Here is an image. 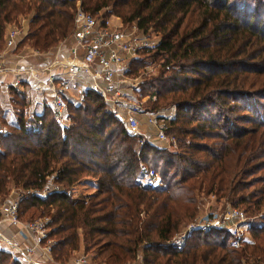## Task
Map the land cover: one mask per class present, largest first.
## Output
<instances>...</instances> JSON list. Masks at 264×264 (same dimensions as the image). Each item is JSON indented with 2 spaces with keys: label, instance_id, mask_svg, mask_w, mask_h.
<instances>
[{
  "label": "trees",
  "instance_id": "obj_1",
  "mask_svg": "<svg viewBox=\"0 0 264 264\" xmlns=\"http://www.w3.org/2000/svg\"><path fill=\"white\" fill-rule=\"evenodd\" d=\"M108 6L159 36L132 66L161 59L139 93L155 98L152 111H165L177 148L140 143L93 90L68 99L64 127L50 107L28 115L27 95L12 90L16 119L3 113L0 132V204L19 197L23 220L48 218L61 262L82 250L96 264H264V0H83L93 14ZM74 16L64 0H0V53L21 18L29 29L17 49L28 41L48 50L72 35ZM147 165L162 185L138 180ZM87 178L96 193L77 198ZM52 182L58 190L31 193ZM209 196L258 219L249 217L250 237L236 248L231 231L194 229L182 248L172 244ZM0 264L25 263L3 246Z\"/></svg>",
  "mask_w": 264,
  "mask_h": 264
},
{
  "label": "built area",
  "instance_id": "obj_2",
  "mask_svg": "<svg viewBox=\"0 0 264 264\" xmlns=\"http://www.w3.org/2000/svg\"><path fill=\"white\" fill-rule=\"evenodd\" d=\"M64 1L75 5V27L70 39L60 41L54 54L46 52L52 56V60L43 68L46 81L42 90V106L52 108L55 119L64 127L68 122V99L71 91L80 83L82 88L79 101L83 100L88 90L98 93L112 111L123 118L128 132L138 136L142 144L149 141V134L142 130L140 119V116H145L146 124L158 131L162 141L169 143V147L176 146L175 137L168 132L169 123L165 119V111L154 112L140 104L137 96H140L141 82L136 76H132L131 71L132 62L140 57L141 52L158 47L159 36L155 33L144 34L136 24L125 27L123 22L116 23L112 15L104 13L97 16V13L87 12L83 8V0ZM24 32V27H12L7 35L6 47L0 53V75L10 72L16 74L13 80L15 88L21 86L24 74L32 72V69L24 67L19 60L11 63L6 59L16 49L19 37ZM38 103L35 101V104ZM2 130L0 124V132ZM138 180L149 187H158L163 183L159 173L146 166H141ZM50 185L47 191L35 190L31 193L46 195L50 190L59 189L53 182ZM19 209V197L0 204V247L6 246L13 259L22 260L25 264H96L85 253L77 254L66 262L55 260L53 242L47 238L49 219L23 220ZM248 223L249 217L243 209L227 203L217 210L207 209L195 222L176 235L171 243L182 248L185 238L194 229L206 232L222 229L231 231V244L238 248L248 236ZM8 226L23 232L27 241L10 235L7 232ZM124 264L142 263L139 258Z\"/></svg>",
  "mask_w": 264,
  "mask_h": 264
},
{
  "label": "crops",
  "instance_id": "obj_3",
  "mask_svg": "<svg viewBox=\"0 0 264 264\" xmlns=\"http://www.w3.org/2000/svg\"><path fill=\"white\" fill-rule=\"evenodd\" d=\"M21 21H26V19L24 18ZM12 27L13 26H10L8 28L5 37H7L8 32ZM20 38L21 36L19 37L18 43L21 41ZM56 47L52 48L51 51L49 52L54 54V50ZM19 49L20 48L17 49L16 47V49H14L11 53H9L6 58L7 61L14 63V61L19 60L21 61V64H23L24 67L32 69V72H29L23 75L22 77L23 81L19 88L13 87V80L16 77V74H14L13 72H10L5 75H0V88H2V86L6 88V92H5L6 95L2 93L0 94V108L9 121H13L14 119H16V110L14 109V104L12 101V98H13L12 90H17L27 95L28 104L26 105V108H25L27 114L41 113L42 110L46 108V107H43L41 104V100L43 99V94H42V90L44 88L43 84L46 81V73L43 71V68L45 67L46 64H48L52 60V56L49 54L48 56L45 55L47 50H38L36 48L31 49L32 51L29 54L20 56L18 54ZM81 88H82V84L80 83L78 86H75L74 89L71 91L69 99H75L79 101V97L81 95L80 93ZM33 98H35V100H33ZM35 101L39 103L35 104ZM142 130L149 134L148 142L153 143L151 140L153 135L150 133V131L154 130V133H156V130L154 127L148 126L146 124V119H145V122L142 123ZM83 182L85 184L86 183L92 184V187H94L96 190V184H97L96 180H93V179L88 180L87 178L83 180L81 183ZM8 228L9 229H7V232L10 235L14 236L18 240H21L24 242L27 241V238H26L27 236L23 232L18 231L17 228L12 227V226H8Z\"/></svg>",
  "mask_w": 264,
  "mask_h": 264
},
{
  "label": "rangeland",
  "instance_id": "obj_4",
  "mask_svg": "<svg viewBox=\"0 0 264 264\" xmlns=\"http://www.w3.org/2000/svg\"><path fill=\"white\" fill-rule=\"evenodd\" d=\"M108 14V15H112L113 16V20L117 23V22H123L122 21V19H121V17H119L118 15H117V13L115 12V10H114V8L112 7V6H108V8H105L104 10L102 9V11L100 12V13H97V16L98 15H102V14ZM118 18H119V20H118ZM21 20H22V18H21ZM124 23V22H123ZM29 23H28V19L26 18V21H21V22H17L16 24H13L12 26L13 27H24L25 28V32L21 35V40L23 39V36H25L26 34H27V32H28V29H29ZM124 25H125V27H129L130 25L129 24H125L124 23ZM70 37L71 36H69V37H67V38H65V39H70ZM63 40V39H62ZM61 40V41H62ZM20 43V42H19ZM69 43H71V40H69ZM59 44V42L56 44V45H58ZM19 45V44H18ZM17 45V46H18ZM55 47V46H54ZM31 49H34V47H32V46H30V44H29V42L27 41V42H25V43H23L22 45H21V47H20V49L18 50V54L20 55V56H23V55H26V54H29L32 50ZM37 49V48H36ZM52 49V48H51ZM51 49H48L46 52H48V53H50L49 51H51ZM39 50V49H38ZM48 53H46L45 55H47L48 56ZM17 54V55H18ZM32 59H34V58H32ZM151 64L150 65H148L147 67H144V68H140V69H138L137 68V65L136 64H134L133 66H132V70H133V72H132V76L133 77H137L138 78V80L141 82V85H140V88H142L143 87V84L148 80V79H150L152 76H157L158 75V73H159V70H160V63H161V59H158V62H156V63H152V62H150ZM145 85V84H144ZM6 88H4L3 86H2V88H0V94L2 93V94H5L6 95ZM138 98H139V100L141 101L140 102V104L142 105V106H144V107H147V108H149V109H152L151 107H152V103H153V101L155 100V98L154 97H151L150 95H149V93H143V92H141V94H140V96H137ZM144 98V100H142ZM33 100H35V98H33ZM109 106V105H108ZM109 108L111 109V111H112V108L109 106ZM14 109L16 110V106H14ZM14 110V111H15ZM0 111L2 112V113H0V124H1V126H2V128L4 129L5 127H6V125H5V120H4V118H3V111L1 110V108H0ZM28 115H30V114H28ZM31 116V115H30ZM140 119H141V123H144L145 122V119H146V117L145 116H140ZM68 124H69V121L67 122ZM122 123L124 124V126H125V123H124V121H122ZM156 130V129H155ZM150 131V130H149ZM152 131V132H151ZM150 131V133L153 135L152 136V138H151V140H152V142H153V144H156V145H158V146H161V147H166L167 146V148L168 149H171V150H174L175 148H177L176 146H174V147H169V143H167V142H165V141H162L160 138H159V136H158V131L156 130V133H154V130H151ZM140 143H141V140H140V138H139V140H138ZM147 167L148 168H151V169H153V167L152 166H149V165H147ZM88 180H92L91 178H88ZM163 184V183H162ZM16 192H18L17 190H14L13 191V193H14V195H15V193ZM92 193H96V190H95V188L94 187H92V184H85L84 182L83 183H80V184H78L76 187H75V189H74V195L77 197V198H83V197H85V196H87V195H90V194H92ZM227 203L225 202V200H223V201H221V202H219V204L218 203H216L215 202V197L214 196H209V198L208 197H204V199H203V204L201 205V213H200V215H202V214H204V212L207 210V209H210V210H214V209H216L217 210V208H220V207H222V205H226ZM30 212H32V211H30ZM29 216V213H27L26 214V217H28ZM248 217H250L251 219H255V221H257L258 219H256V218H254V216H249L248 215ZM250 218H249V223H248V227H250L249 225H250V223H252L253 221L252 220H250ZM249 230H250V228H248V232H247V238H249L250 237V234H249ZM81 253H82V250L80 251ZM78 254V253H77ZM80 254V253H79ZM89 255V254H88ZM90 257H91V254L89 255ZM140 261H141V263H142V259L140 258ZM143 264V263H142Z\"/></svg>",
  "mask_w": 264,
  "mask_h": 264
},
{
  "label": "water",
  "instance_id": "obj_5",
  "mask_svg": "<svg viewBox=\"0 0 264 264\" xmlns=\"http://www.w3.org/2000/svg\"><path fill=\"white\" fill-rule=\"evenodd\" d=\"M118 117H119L122 121H124L122 117H120V116H118Z\"/></svg>",
  "mask_w": 264,
  "mask_h": 264
}]
</instances>
